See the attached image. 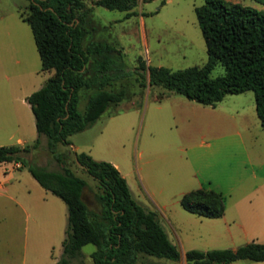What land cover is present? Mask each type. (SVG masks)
<instances>
[{
  "label": "rangeland",
  "instance_id": "374dc122",
  "mask_svg": "<svg viewBox=\"0 0 264 264\" xmlns=\"http://www.w3.org/2000/svg\"><path fill=\"white\" fill-rule=\"evenodd\" d=\"M84 1L90 8L88 38L109 42L113 53L121 59V77L112 87L123 89L124 95L120 101L110 104L93 124L68 138L72 145H78L77 151H87L95 159L119 165L136 196L145 202L142 204L157 212L180 252L178 259L144 256L136 264H185L184 253L190 248L236 247L251 240L264 242V227L246 225L242 229L239 218L231 220L241 213L236 197L264 179V165L258 167L264 159V127H257L255 137L246 139L244 147L232 140H224L216 148L195 141L201 133L213 129L210 124L223 120L224 111L252 108L253 91L227 93L215 106L195 101L182 104L166 98L168 91L163 86L148 83V65L176 69L206 61V44L195 11L204 0H137L130 10L110 9L95 5L93 0ZM230 1L264 8L257 0ZM28 2L0 0V145L15 143L18 136L25 138L27 144L33 143L37 130L25 98L50 74L41 69L31 28L19 14L26 10ZM140 61L146 65L145 73L138 67ZM223 71L219 63L211 75ZM162 92H165L164 97L158 99ZM87 93L81 94L78 103L81 111L86 105ZM178 107L183 113L178 114ZM232 128L233 123L227 122L225 129ZM45 140L41 139L33 162L58 169L60 164L50 154ZM72 145L58 143V149L68 150L70 166L88 181L84 199L90 207L99 209L95 179L74 161ZM27 156L30 157V153ZM12 164L13 161L0 162V176L11 168L20 202L8 197L14 192L0 189V264H56L62 249V225L66 220L63 218L60 226L58 220L54 224L52 219L39 216L33 207L42 202L40 192L43 191L40 190L43 189L35 191L26 181V176H31L26 166L17 168ZM252 171L258 178H252ZM236 176H245L246 180L231 196L225 195V220L199 219L181 206L182 192L199 185L218 190ZM47 194L66 206L57 195ZM163 204L166 207L162 211ZM45 237L52 242L44 241ZM94 249L93 243L83 245L80 255L69 264H94L91 257ZM260 262L264 264V261L238 259L233 264Z\"/></svg>",
  "mask_w": 264,
  "mask_h": 264
},
{
  "label": "trees",
  "instance_id": "16d2710c",
  "mask_svg": "<svg viewBox=\"0 0 264 264\" xmlns=\"http://www.w3.org/2000/svg\"><path fill=\"white\" fill-rule=\"evenodd\" d=\"M264 4V0H257ZM95 5L130 10L137 0H93ZM90 8L84 0H29L20 17L26 21L40 56L41 69L50 71L44 83L26 96L38 136L32 144L0 145V162L20 161L42 187L59 196L67 206V226L62 254L56 264H69L83 245L93 243L94 264H136L141 257L178 259L180 252L169 238L155 210L145 207L120 170L111 161L74 151V161L95 179L94 209L84 199L88 181L69 164L68 136L93 124L106 108L122 99L123 89H113L121 77V59L112 45L88 38ZM206 44L201 65L173 69L147 66L149 84L161 85L202 104L215 106L227 93L251 89L255 110L264 127V8L239 1L204 0L195 7ZM129 13V12H128ZM224 71L211 75L217 64ZM138 67L145 73L146 65ZM83 91L88 99L81 111ZM162 92L158 99L164 97ZM47 138V148L60 168L26 159V154ZM181 206L200 216L219 217L225 196L212 188L196 187L180 196ZM185 264H232L238 259L264 261V242L251 240L236 247L190 248Z\"/></svg>",
  "mask_w": 264,
  "mask_h": 264
},
{
  "label": "crops",
  "instance_id": "0c3cea01",
  "mask_svg": "<svg viewBox=\"0 0 264 264\" xmlns=\"http://www.w3.org/2000/svg\"><path fill=\"white\" fill-rule=\"evenodd\" d=\"M26 36L29 40L28 34ZM16 61L18 62L19 60L17 59ZM43 83H44V81H41L39 87ZM181 95H183V94H181ZM166 98L174 99L173 101L180 102L182 104L189 103L190 101H195V100L187 98L185 95L175 96L173 92L167 93ZM195 102H197V101H195ZM197 103H199V102H197ZM205 105H208V104H205ZM253 107L250 109H246L245 107H241V108H235L234 110L224 111L223 112L224 113L223 120L221 122H216L214 124H210L209 126H213V129L211 128L210 130L201 133L198 136L197 140L195 139V141L198 142L199 145L209 146V147L215 146V148H216L224 140H230V141L232 140V141H236L238 144H240L242 147H244L246 144V139H248V138L253 139V137H255V134H254L255 131L254 130L257 129V127H259V126L262 127L261 123H260V119L256 113V110H255V104L253 105ZM176 110H177L178 114L183 113V111L181 109H179V107ZM34 121H35V119H34ZM229 121H231L233 123L234 128L225 129V127L227 126V122H229ZM37 136H38V133H37L36 137ZM39 138H40V141H41V139H46L45 141L47 142V138L44 134H41L39 136ZM10 144L25 145V144H27V141L25 138L18 136V137H16L15 143H10ZM39 145H40V143H39ZM39 145H38V147H39ZM46 145H47V143H46ZM70 145H72V143ZM72 146L74 148V151H77L76 149H77L78 145L77 146L72 145ZM38 147L33 148L29 152L30 157H28L26 154V158H29L30 161H34L33 158H34L35 154L39 152ZM247 159L248 158L246 156L245 162L247 161ZM3 162H5V161H3ZM3 162H1V163H3ZM13 163L14 164H12L13 165L12 167L21 168L24 166L20 161H16V162L13 161ZM112 163H114V165L120 170L119 165L117 163H115V162H112ZM263 165H264V159H262V161L259 162L258 167L261 168V167H263ZM120 172L125 176L128 184H129V186L133 192L134 197L139 202L145 203L143 200L140 199L139 196L137 197L136 194L134 193V191L131 187V184L127 178V175L125 173H123L121 170H120ZM28 173H30L29 170H28ZM250 174H251L253 179L258 178L254 171H252ZM30 175L31 176H29V175L26 176V181H28L30 183V186H32L35 189V191H37L39 189H43V190H40V191H43V192H40L42 202H39L37 205L35 204L33 209H35V211L37 210L39 216L48 217L49 219H52L54 224H56V222L58 220V223L60 224V226H61V223L63 222V218H64L66 220V223H65V225H62V230H64V235H65V229L67 226V206H64L61 202H59L58 200H55L54 198H49L47 193L51 192V191L42 187L40 185V183L32 176L31 173H30ZM22 176H23L22 173L19 174V178L17 179V181L20 182L21 181L20 177H22ZM24 176H25V174H24ZM14 178H15V174L13 171H11V168H10V170L7 172V174L0 176V189L10 190V191L14 192L15 195H13L14 193L8 194V197L11 198L12 200H14L15 202H20L16 197L17 196L16 194H19V190H18V186L13 185L12 179H14ZM245 180H246L245 176L232 177V179H230V181L228 183H226L224 187H218L217 191L221 192L224 196L225 195L231 196L232 192H234L235 189H237L239 186H241ZM38 187H41V188H38ZM198 187H204V186L199 185ZM27 188H28L27 190L30 191V187H27ZM206 188H209V187H206ZM260 188H261V191L258 192V190ZM182 193H184V192H182ZM182 193H181V195H182ZM236 200H237V205L240 208L239 212H241V213L238 216L235 215L234 217H232L231 220L235 221V220H237V218H239L241 221L240 226L242 227V229H245L246 225H251V226L257 225L260 228L264 227V179H261L250 190L248 189V190L242 191L241 194L238 197H236ZM154 203L156 206H159L155 200H154ZM20 204L23 205L22 203H20ZM165 207H166V205L163 204V205H161L160 208L163 211L165 209ZM226 213H227V206L225 207V211H224L222 216L208 217V218H210V219L220 218V219L225 220L227 218ZM28 214H29V212H28ZM193 214H195V213H193ZM195 215H197V214H195ZM197 217L200 219L201 217H206V216L197 215ZM199 221H203V220H199ZM63 238H64V236H63ZM44 241L52 242V239H50L49 237H45ZM62 250H63V247L60 251L59 257L62 254ZM260 263L263 264V262H260Z\"/></svg>",
  "mask_w": 264,
  "mask_h": 264
},
{
  "label": "built area",
  "instance_id": "2783aa9c",
  "mask_svg": "<svg viewBox=\"0 0 264 264\" xmlns=\"http://www.w3.org/2000/svg\"><path fill=\"white\" fill-rule=\"evenodd\" d=\"M19 164V163H18Z\"/></svg>",
  "mask_w": 264,
  "mask_h": 264
}]
</instances>
